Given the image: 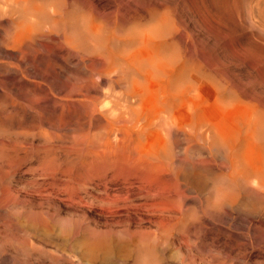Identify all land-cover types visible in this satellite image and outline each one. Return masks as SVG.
I'll use <instances>...</instances> for the list:
<instances>
[{
  "label": "bare ground",
  "instance_id": "bare-ground-1",
  "mask_svg": "<svg viewBox=\"0 0 264 264\" xmlns=\"http://www.w3.org/2000/svg\"><path fill=\"white\" fill-rule=\"evenodd\" d=\"M179 10L0 0V264H264V95Z\"/></svg>",
  "mask_w": 264,
  "mask_h": 264
},
{
  "label": "rangeland",
  "instance_id": "rangeland-1",
  "mask_svg": "<svg viewBox=\"0 0 264 264\" xmlns=\"http://www.w3.org/2000/svg\"><path fill=\"white\" fill-rule=\"evenodd\" d=\"M240 1L179 0V15L184 26L182 34L188 48L197 51L195 53L199 55V60L204 63L201 65L214 73L222 74L227 86L233 87L237 83H242L238 86L254 88L264 95V75L261 76V72H264V21L259 23L260 20L257 21L253 16L252 21L246 19ZM259 1L264 12V0L257 2ZM50 212L55 214L52 209ZM230 213L237 215L236 210ZM230 245L233 246L230 248L231 264H244L240 255L236 253L238 247L232 242ZM49 251L53 253L52 250ZM192 252L197 254L193 248ZM35 259L36 264H49L41 257H34L33 261ZM179 262L180 259L176 257L166 264Z\"/></svg>",
  "mask_w": 264,
  "mask_h": 264
}]
</instances>
